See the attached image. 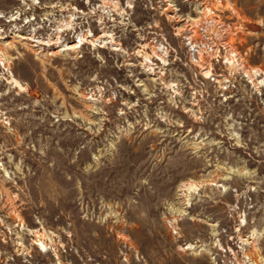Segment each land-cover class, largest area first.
<instances>
[{"label":"rangeland","instance_id":"374dc122","mask_svg":"<svg viewBox=\"0 0 264 264\" xmlns=\"http://www.w3.org/2000/svg\"><path fill=\"white\" fill-rule=\"evenodd\" d=\"M0 13V264H264V0Z\"/></svg>","mask_w":264,"mask_h":264},{"label":"bare ground","instance_id":"6f19581e","mask_svg":"<svg viewBox=\"0 0 264 264\" xmlns=\"http://www.w3.org/2000/svg\"><path fill=\"white\" fill-rule=\"evenodd\" d=\"M2 17H4V14L3 13H0V18H2ZM15 17H12V20L14 19ZM24 37V36H23ZM25 38V37H24ZM2 42V41H1ZM4 43V42H3ZM70 47V46H69ZM73 46H71V48H72ZM75 47V46H74ZM5 49V48H4ZM2 53V52H1ZM10 55V54H9ZM0 56H4V60L2 61L3 63V65L5 66V67H8L9 65H8V63H6V62H8L7 60H8V58H6V56H5V54L4 53H2V55H0ZM6 61V62H5ZM10 61V60H9ZM7 69V68H6ZM10 70V69H9ZM10 74H11V77H12V81H14V83L16 84V86H19V87H22L21 85H20V83L18 82V80L17 79H15V76L13 75V73L10 71ZM37 95V94H36ZM9 129H10V127H8ZM191 247H193V246H191L190 245V248Z\"/></svg>","mask_w":264,"mask_h":264}]
</instances>
